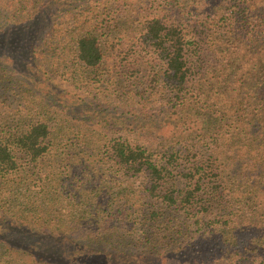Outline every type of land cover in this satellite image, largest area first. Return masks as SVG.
<instances>
[{
	"label": "trees",
	"instance_id": "16d2710c",
	"mask_svg": "<svg viewBox=\"0 0 264 264\" xmlns=\"http://www.w3.org/2000/svg\"><path fill=\"white\" fill-rule=\"evenodd\" d=\"M0 264H264V0H0Z\"/></svg>",
	"mask_w": 264,
	"mask_h": 264
}]
</instances>
